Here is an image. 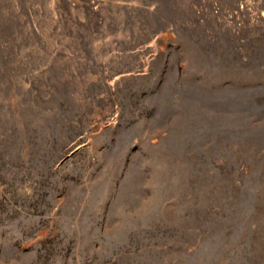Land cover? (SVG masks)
<instances>
[{
	"label": "rangeland",
	"instance_id": "374dc122",
	"mask_svg": "<svg viewBox=\"0 0 264 264\" xmlns=\"http://www.w3.org/2000/svg\"><path fill=\"white\" fill-rule=\"evenodd\" d=\"M0 264H264V0H0Z\"/></svg>",
	"mask_w": 264,
	"mask_h": 264
}]
</instances>
